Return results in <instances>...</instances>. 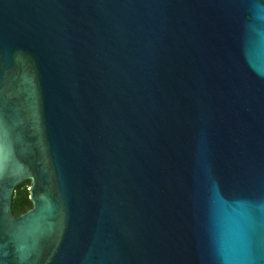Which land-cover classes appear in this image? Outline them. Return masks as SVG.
Wrapping results in <instances>:
<instances>
[{"label": "water", "instance_id": "water-1", "mask_svg": "<svg viewBox=\"0 0 264 264\" xmlns=\"http://www.w3.org/2000/svg\"><path fill=\"white\" fill-rule=\"evenodd\" d=\"M0 264H264V0H0Z\"/></svg>", "mask_w": 264, "mask_h": 264}, {"label": "trees", "instance_id": "trees-1", "mask_svg": "<svg viewBox=\"0 0 264 264\" xmlns=\"http://www.w3.org/2000/svg\"><path fill=\"white\" fill-rule=\"evenodd\" d=\"M32 181L26 180L17 186L12 202L13 213L17 216L25 213L33 207V202L30 198V185Z\"/></svg>", "mask_w": 264, "mask_h": 264}, {"label": "flooded vegetation", "instance_id": "flooded-vegetation-1", "mask_svg": "<svg viewBox=\"0 0 264 264\" xmlns=\"http://www.w3.org/2000/svg\"><path fill=\"white\" fill-rule=\"evenodd\" d=\"M26 181V180H25ZM31 185H32V183H31ZM31 185H30V187H31ZM30 187H29V189H30ZM23 214V213H22ZM15 215V214H14ZM17 216V215H16ZM20 216V215H19Z\"/></svg>", "mask_w": 264, "mask_h": 264}]
</instances>
